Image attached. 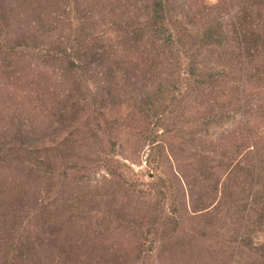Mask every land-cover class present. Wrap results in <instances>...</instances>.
I'll use <instances>...</instances> for the list:
<instances>
[{"label": "trees", "instance_id": "trees-1", "mask_svg": "<svg viewBox=\"0 0 264 264\" xmlns=\"http://www.w3.org/2000/svg\"><path fill=\"white\" fill-rule=\"evenodd\" d=\"M201 126L219 177L262 184L264 0H0V264L139 263L142 210L92 200L112 181L172 197L163 158ZM138 138L149 180L115 154Z\"/></svg>", "mask_w": 264, "mask_h": 264}, {"label": "rangeland", "instance_id": "rangeland-1", "mask_svg": "<svg viewBox=\"0 0 264 264\" xmlns=\"http://www.w3.org/2000/svg\"><path fill=\"white\" fill-rule=\"evenodd\" d=\"M201 129L198 133L185 134V141L189 144L185 151L177 142L174 151L178 160L174 157L170 164L166 157L163 158L164 177L173 182L175 196L158 198L154 207L153 201L150 203L146 196L131 197L132 193L121 182L112 181L92 200L96 201L95 214H103L109 205L100 194H110V205L123 217H130L131 206L136 204L142 210L140 239L144 242L143 254L137 264H264V180L256 189H251L252 178L241 172L239 164L231 165L227 170L230 179L219 177L220 163L214 162L211 156L207 160L204 158L212 153H223L222 149L213 151L211 146V138L221 130L213 135L206 126ZM149 147L138 138L117 147L115 154L128 157L127 163L139 173V177L149 180L151 176L146 171ZM104 175V170H98L93 177L102 178ZM157 186L165 187L162 181ZM190 186L194 197L184 193ZM253 201H256L255 206H252ZM209 205L212 206L199 214L192 212L193 206L203 208ZM77 223L84 227L87 221L80 218ZM107 225L100 219L101 232ZM125 229L122 230L126 232ZM130 230L129 234L136 231L134 226H130ZM163 231L168 232V236L165 237ZM124 241L129 250L138 239L133 244L129 239L124 238ZM133 253L134 249L128 256L131 262Z\"/></svg>", "mask_w": 264, "mask_h": 264}]
</instances>
